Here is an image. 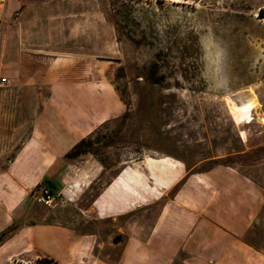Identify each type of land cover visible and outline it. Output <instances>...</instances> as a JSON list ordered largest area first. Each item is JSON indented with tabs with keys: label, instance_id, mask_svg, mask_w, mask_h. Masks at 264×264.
I'll use <instances>...</instances> for the list:
<instances>
[{
	"label": "rangeland",
	"instance_id": "1",
	"mask_svg": "<svg viewBox=\"0 0 264 264\" xmlns=\"http://www.w3.org/2000/svg\"><path fill=\"white\" fill-rule=\"evenodd\" d=\"M57 1L53 10L62 11L63 23L32 26L38 34L48 27L41 40L48 54L29 58L41 65L47 86L58 81L50 113L78 117L81 136L97 140L81 158L98 161L101 170L76 188L73 201L63 194L54 207L80 213L132 164L144 169L141 193L153 194V160L169 159L186 175L161 187L169 190L165 198L190 173L216 167L237 184L257 185L253 191L264 199V0ZM35 195L5 203L49 209ZM151 201L128 208L127 217L150 222L164 200Z\"/></svg>",
	"mask_w": 264,
	"mask_h": 264
},
{
	"label": "crops",
	"instance_id": "2",
	"mask_svg": "<svg viewBox=\"0 0 264 264\" xmlns=\"http://www.w3.org/2000/svg\"><path fill=\"white\" fill-rule=\"evenodd\" d=\"M54 3L58 1L0 0V83L7 80L0 85V232L18 222L0 241V264L10 258L22 264L44 258L55 264H264L263 193L258 197L253 191L260 190L257 185L237 184L234 174L230 180L216 167L190 173L181 189L165 198L162 192L169 190L161 187L169 188L186 175L180 161L153 160L156 192L147 196L141 193L142 166H125L80 209L84 220L77 210L5 203L32 190L37 194L49 184L57 200L65 194L73 201L75 191L101 170L98 161L64 157L83 137L78 117L75 121L50 113L47 103L58 81L47 86L41 65L29 58L48 54L41 41L48 27L38 34L32 26L63 23ZM47 87L50 98L47 89L41 91ZM161 197L164 201L150 222L127 217L128 208L137 210L143 200L153 204Z\"/></svg>",
	"mask_w": 264,
	"mask_h": 264
},
{
	"label": "trees",
	"instance_id": "3",
	"mask_svg": "<svg viewBox=\"0 0 264 264\" xmlns=\"http://www.w3.org/2000/svg\"><path fill=\"white\" fill-rule=\"evenodd\" d=\"M258 14L261 15V9L258 11ZM262 16V15H261ZM159 54L156 55V57H160ZM159 64H158V61H155L153 64H152V69H151V75L150 77L153 76V73L156 72L157 68H158ZM117 75V74H116ZM164 78V75L160 76V80H162ZM151 79H154V78H151ZM154 82H157L155 80H153ZM97 140L92 137L91 135L90 136H86V137H82L80 138V140H78L69 150H67L64 154V157L67 158V159H71V158H75L77 156H81L83 154H87V153H93V148H94V145L97 144L96 142ZM46 187H48L47 185H45ZM53 184H52V188H49L50 191L52 192V189H53ZM8 228L7 227L6 229L2 230L0 232V241L3 240V238L7 235V233L9 232L8 231ZM56 262L53 260V259H49V258H44L38 262H36L35 264H55ZM16 264H19V263H16Z\"/></svg>",
	"mask_w": 264,
	"mask_h": 264
},
{
	"label": "built area",
	"instance_id": "4",
	"mask_svg": "<svg viewBox=\"0 0 264 264\" xmlns=\"http://www.w3.org/2000/svg\"><path fill=\"white\" fill-rule=\"evenodd\" d=\"M7 83V80H4L0 85ZM36 200L46 207H53L56 203L57 197L50 191L46 186L40 189V191L35 195Z\"/></svg>",
	"mask_w": 264,
	"mask_h": 264
},
{
	"label": "water",
	"instance_id": "5",
	"mask_svg": "<svg viewBox=\"0 0 264 264\" xmlns=\"http://www.w3.org/2000/svg\"><path fill=\"white\" fill-rule=\"evenodd\" d=\"M48 186H50V184Z\"/></svg>",
	"mask_w": 264,
	"mask_h": 264
}]
</instances>
